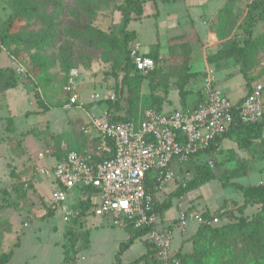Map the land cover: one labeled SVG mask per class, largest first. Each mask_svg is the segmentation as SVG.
<instances>
[{
    "label": "rangeland",
    "instance_id": "rangeland-1",
    "mask_svg": "<svg viewBox=\"0 0 264 264\" xmlns=\"http://www.w3.org/2000/svg\"><path fill=\"white\" fill-rule=\"evenodd\" d=\"M9 1L0 0V18L2 20H5L12 11ZM226 1L145 0L142 20L140 22L132 21L129 25V29L137 32L136 43L132 42L130 48L133 44H137L141 48V53H144L150 50L152 44L159 43L164 58L160 65L164 67V72H168L173 66L165 65L171 63L170 56L184 57L188 55L189 71L194 74L189 85L201 82L205 74L204 70L210 65L213 66L217 78L228 75L225 80H221L223 81L221 85L228 90L226 95L230 102L235 103L233 99L242 91L241 82L243 80L238 72V67L234 65L233 60L221 61L220 68L217 63H208L207 59L209 55L223 49L227 45L226 40L228 39L242 42L244 35L237 27L245 16L247 4L251 0L237 2L234 10L236 15L234 29L228 38L218 40L210 29L211 21L218 7H221ZM71 2L69 7L74 4L73 1ZM124 2L125 0H77L73 6L75 12H72L71 8H66L63 12H60L59 9L49 11L61 31V42L53 52L57 54L59 47L62 44H67L71 49L85 52L86 55L91 56L92 62L89 68L83 70L81 65L78 66V69L81 70L82 99H88L90 94L96 93L103 97L104 100L101 103L94 102L90 108L87 107L88 105L65 108V97L61 89L51 100L43 97V105H40L38 96L41 97V89L34 81L26 78L20 80L16 88L0 95V127L3 133L2 130L0 131L4 135L0 140V190H6L8 193L9 198L5 204L9 199L13 202L11 206L4 205L0 209L1 248L5 252H11V258L7 264H65V256L69 257L73 264H115L119 246L128 238L125 228L113 227L106 220L98 217H89L84 222L74 225L64 222L57 213L53 216L49 211V205L54 186L47 178L38 173L39 168L52 164L53 158L37 159L38 152L52 150L53 154L55 153L57 147L53 136L69 129L77 117L82 116L88 121L89 118L86 115L88 112L89 116L100 119L109 106L107 96L115 92L118 98L116 85L119 80L110 74V64L103 61L101 52H87L82 41L77 35L70 33V30L78 29L80 23H83L85 19L106 32L111 30L117 32L120 20L118 7ZM84 7H88L89 10L84 11ZM38 28V25L33 26L34 30ZM263 30L264 24L258 23L253 29V37H257ZM169 51L172 53L168 54ZM13 61L29 69L30 52L21 51L18 55L11 56L6 51H1V67L13 69ZM53 72L56 74V80L62 76L59 72V63L53 68ZM247 73L249 76H254V82L264 86V53L257 56L254 66ZM30 76L32 77V75ZM159 89L166 95V100L173 102L172 106L166 103L165 109H177L179 95L174 79L169 80L167 87L161 86ZM142 91L148 92L147 82L144 83ZM125 99L126 94L124 93L121 96V105L124 110H126ZM54 102L63 103V107H51V103ZM7 108L9 113H6ZM124 110L121 116H125ZM86 124L88 123L84 122L81 126L77 124L79 132L84 136L82 128H86ZM93 134L95 131L91 135ZM31 144L34 146L31 151L36 155L32 162L26 152V145ZM61 148L66 150L67 145L62 143ZM6 154H9L10 157L14 155L16 158H20L15 161L18 162L16 165H8L9 173L6 166V161H8L5 158ZM239 160L244 162L249 173L245 177L232 179V181L242 185L264 183V162L249 163L246 154L237 150L234 143L228 139L223 140L221 151L218 154L212 157L206 156L199 160V163L211 162L212 167L218 168L221 176L225 177L231 170L242 168L238 163ZM184 176L190 177L189 173H185ZM184 176L182 182H184ZM16 180L23 183L24 194L22 197L19 196L20 194L14 193L12 188ZM180 183L177 181L166 187L160 198L164 200ZM74 197L71 194L68 203L75 206ZM226 199H230L226 201L228 202L227 206L234 208L233 200L240 201L242 196L237 193L234 187H222L220 181L207 182L198 189L188 192L182 198L174 199L172 207L164 213L163 224L169 225L177 220V209L180 205L201 213L208 211L217 214L218 208ZM256 211L257 206H249L245 209L244 215L250 219ZM235 215L240 216L238 212ZM24 223H27V227H23ZM197 227V224L190 223L186 233L181 234L175 231L173 249L181 245L183 240L188 239ZM70 228L73 230L74 240H76L74 248L71 247L65 236V231ZM145 239V236L137 238L122 253L120 256L122 264H151L148 261L134 263V260L148 250ZM183 249H188L187 243Z\"/></svg>",
    "mask_w": 264,
    "mask_h": 264
},
{
    "label": "trees",
    "instance_id": "trees-1",
    "mask_svg": "<svg viewBox=\"0 0 264 264\" xmlns=\"http://www.w3.org/2000/svg\"><path fill=\"white\" fill-rule=\"evenodd\" d=\"M71 1L74 4L77 2V0H70V2L69 0H10L11 13L5 20L0 18V53L4 50L9 55L16 56L21 51L30 52L29 74L25 78L34 81L41 89V97L38 96L40 105H43V97L51 100L62 89L71 69L81 65V69L84 70L91 66L90 55L71 49L67 44H62L57 54L53 52L61 42V31L49 11L59 9L60 12H63L66 8H71L72 12H75L74 4L68 6L72 4ZM144 1L125 0L124 4L118 7L120 20L117 32L113 30L106 32L85 19L83 23H80L78 29L70 30V33H74L82 41L87 52H101L103 61L110 64V74L119 80L116 85L118 98L116 97L113 102L109 101L107 109V119L110 122L136 121L139 113L146 109L162 111L165 98L157 94V91L161 86L167 87L171 78L174 79L180 99L184 100L188 93L185 91V87L194 75L189 71L188 55L184 57L170 56L171 63L165 65L173 66L170 68L171 70L164 72V67L159 64L164 60L159 43L152 44L149 52L143 55L154 60L155 68L147 72L137 70L130 49V44L137 39V33L130 30L129 25L132 21L142 18ZM239 1L241 0H227L213 16L210 29L218 40L228 38L234 29L236 24L234 10ZM83 10L88 11L89 9L84 7ZM260 22L264 24V0H251L247 4L245 16L237 27L244 35L242 42L228 39L226 40L227 45L223 49L209 55L207 59L208 63L217 64L223 60H233L244 80L247 90L245 96L251 93L253 84L258 83L254 82V76H249L247 72L254 66L257 56L264 53V30L257 37H253V29ZM34 25H38L39 28L34 30ZM171 53V51L168 52V54ZM57 63H59V72L62 75L58 80L53 72ZM25 78L16 74L14 69L0 67V95L16 88L18 82ZM145 82L148 85V92L142 91ZM124 93L126 94V110L121 105V96ZM66 102L67 98L65 97ZM198 102L199 100L197 104ZM51 105V107H63L61 102H54ZM91 105L92 103L86 104L88 108ZM123 110L126 112L125 116H121ZM77 124L81 126L84 122L81 118H77L69 129L53 136L57 149L54 154L52 152L51 156L55 160H61L71 151L80 154H94L95 148L99 144L98 138H90L86 134L84 136L79 132ZM225 139L232 141L237 150L244 152L249 158V163L264 162V116L259 122L243 123L235 113L232 124L222 138L218 139V143L221 144ZM62 143L67 145L66 150L61 148ZM214 148L212 146L199 153V156L212 157L221 151L216 153ZM201 158L199 159L201 160ZM238 163L242 168L231 170L225 177L221 176L218 168L210 167L208 162L200 164L197 161H190L185 163L180 168V173L183 176L185 173H189L190 177L184 176V184L180 183L161 202H155L154 209L163 222L164 213L172 207L174 199H180L188 192L213 180L220 181L224 188L234 187L237 193L242 196L241 203L233 200L234 208L227 206L228 202L226 201L230 199H226L218 208L217 214L208 211L202 213V217L205 219H210L213 214L221 218V222L213 226L208 224L198 226L196 232L189 238L192 243V251L176 254L183 264H264V183L242 185L232 181V179L245 177L249 173L243 161L239 160ZM12 188L14 193L20 194V197L23 196L22 182L16 180ZM7 194L6 190H0V209L4 205L11 206L13 204L11 199L5 204L9 198ZM249 206H257L255 215L250 219L244 215L245 209ZM89 207V202L79 204L81 219ZM49 211L53 216L55 215L50 207ZM237 212L240 214L239 217L235 215ZM76 223L77 220L73 222L74 225ZM125 230L128 232V238L120 244L115 256V264H122L120 260L122 253L130 247L134 240L145 236L147 232V229L141 230L132 227H127ZM65 236L71 247L74 248L76 240H74L73 230L68 229ZM1 242L2 230L0 228V264H7L11 258V252L3 251ZM145 244L148 248L147 252L134 260V263L148 261L155 264L150 258L152 252L147 240H145ZM73 252L76 254L74 250ZM64 261L65 264H73L67 256Z\"/></svg>",
    "mask_w": 264,
    "mask_h": 264
},
{
    "label": "built area",
    "instance_id": "built-area-1",
    "mask_svg": "<svg viewBox=\"0 0 264 264\" xmlns=\"http://www.w3.org/2000/svg\"><path fill=\"white\" fill-rule=\"evenodd\" d=\"M130 49L137 70L147 72L155 68L154 60L144 57L139 45L133 44ZM12 64L16 74L28 76L26 67L16 61ZM80 80L81 70L71 69L62 87L67 98L65 108L104 100L96 93L82 99ZM115 98V92L107 96L111 102ZM235 113L243 123L259 122L264 116V86L253 84L251 93L231 103L216 86L214 71L208 69L201 100L195 107L146 109L136 121L110 122L107 110L100 119L89 116L83 131L90 138H98L94 154L71 151L38 170L54 186L49 207L66 223L98 217L113 227L147 229L145 240L155 264H183L173 251L174 232L186 233L190 223L217 225L220 219L213 214L205 219L201 212L180 205L177 220L164 225L154 209L155 202L162 201L166 187L177 181L183 183L180 168L185 163L199 162L200 157L204 158L199 153L212 146L214 152L221 150L218 139L229 129ZM93 131L95 134L91 135ZM51 155L52 150H45L37 154V159L52 158ZM208 164L212 167L211 162ZM71 194L75 196V206L68 203ZM81 202L90 204L82 219Z\"/></svg>",
    "mask_w": 264,
    "mask_h": 264
},
{
    "label": "crops",
    "instance_id": "crops-1",
    "mask_svg": "<svg viewBox=\"0 0 264 264\" xmlns=\"http://www.w3.org/2000/svg\"><path fill=\"white\" fill-rule=\"evenodd\" d=\"M202 5H204V4H202ZM219 8V7H218ZM217 11V10H216ZM142 18H143V16H142ZM142 18L140 19V20H138L137 22H140L141 20H142ZM209 17H207V19H208ZM210 19V18H209ZM131 30V29H130ZM136 32V31H135ZM137 33V32H136ZM136 43V42H135ZM140 50H141V48H140ZM149 52V51H148ZM148 52H144V53H142V54H147ZM161 52V51H160ZM161 54H162V52H161ZM163 55V54H162ZM159 64H162L161 62L159 63ZM216 65V64H215ZM218 66L221 68V66H222V64L220 63V64H218ZM236 66V65H235ZM1 67V66H0ZM228 68V67H227ZM208 69H212L213 71H214V78H215V83H216V86L218 87V88H220L221 90H223L224 92H225V94H228V90L226 89V88H224V87H222V85H221V83L223 82V81H221V80H225L226 78H227V76L228 75H225L223 78L222 77H220V78H217V76L215 75V70H214V68H213V66H208L207 68H206V70H204V76L202 77V79H201V82L199 81V83L198 84H196V85H193V84H191V85H187L186 87H185V91L186 92H188L187 93V95L185 96V99L184 100H181L180 99V97H178V108L177 109H185V108H190V107H193L194 105H196L197 104V101L199 100L200 101V99H201V90H202V86H203V80H204V78H205V76H206V71L208 70ZM238 72H239V70H238ZM242 77V76H241ZM243 79V78H242ZM220 84V85H219ZM241 87H242V91H240L237 95H236V97L233 99V101L236 103V102H238L242 97H244L245 96V94H246V88H245V86H244V80H242V82H241ZM11 90V89H10ZM160 91V92H159ZM178 91V90H177ZM178 93V92H177ZM157 94H159V95H161V96H163L164 98H165V102L163 103V110L162 111H171V110H177L176 108H174V109H165V104L166 103H168L169 105H173V102L171 101V100H166V95L165 94H163L162 92H161V90L159 89L158 91H157ZM85 100H87V99H85ZM108 109V108H107ZM107 109H105V111L107 110ZM6 113H9L8 112V108H7V110H6ZM89 113L88 112H86V115L88 116V118H89V115H88ZM11 115V114H10ZM77 118H81L82 120H83V122H85V123H88L89 122V120L88 121H86L85 120V118L84 117H77ZM1 124V123H0ZM0 130H2L1 129V127H0ZM2 133H3V130H2ZM2 133H1V131H0V140H1V137H3L4 135H2ZM221 145H222V143H221ZM26 147H27V156L28 157H30V159H31V162H32V160H35V156L36 155H34V152H32L31 150H32V148L34 147L32 144L31 145H26ZM39 153V152H38ZM37 153V154H38ZM5 158H7L8 159V161H6V166H7V170H8V173H9V167H8V165L9 164H14V165H16V163H18V162H15V161H18V159H20V158H16L14 155H11V157L9 156V154H6V156H5ZM53 158V157H52ZM28 159V158H27ZM26 159V160H27ZM53 162H54V160H53ZM260 183H263V182H260ZM237 201V200H236ZM240 201H242V200H240ZM240 201H238V202H240ZM25 224V223H24ZM23 227H24V225H23ZM27 227V226H26ZM198 228V227H197ZM197 228H196V230H197ZM196 230H195V232H196ZM67 231V230H66ZM65 231V232H66ZM194 232V233H195ZM193 233V234H194ZM184 234V233H183ZM192 234V235H193ZM191 235V236H192ZM190 236V237H191ZM189 237V238H190ZM189 238L188 239H186V240H183L182 241V244L181 245H179L176 249H173V251H174V253L175 254H178L179 252H182V253H190L191 251H192V243H191V241H189ZM184 242H186L187 244H188V249L187 250H184L183 248H184V246H185V244L186 243H184ZM145 254V253H144ZM143 255V254H142Z\"/></svg>",
    "mask_w": 264,
    "mask_h": 264
}]
</instances>
